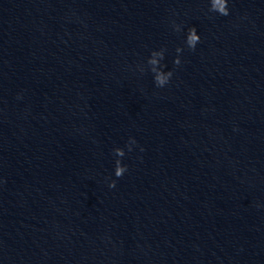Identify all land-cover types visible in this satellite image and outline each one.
I'll return each instance as SVG.
<instances>
[{"label":"water","instance_id":"95a60500","mask_svg":"<svg viewBox=\"0 0 264 264\" xmlns=\"http://www.w3.org/2000/svg\"><path fill=\"white\" fill-rule=\"evenodd\" d=\"M226 7L0 0V264H264V0Z\"/></svg>","mask_w":264,"mask_h":264},{"label":"clouds","instance_id":"9594fccd","mask_svg":"<svg viewBox=\"0 0 264 264\" xmlns=\"http://www.w3.org/2000/svg\"><path fill=\"white\" fill-rule=\"evenodd\" d=\"M226 2H227V0H217V3L219 4L220 13L222 15H225V16H227L229 14L228 8L226 7ZM199 41H200V36L198 35L196 28L194 26L190 27L188 29V33H187V37H186V43H187L188 47L190 49H195V46ZM174 63L176 65H179L180 60L176 59V60H174ZM168 75L171 76L172 73L169 72ZM156 82H157L158 86L162 87V86H164L166 79L158 76ZM141 151H143V149H141ZM123 171H124V169H118L116 175L118 177L121 176ZM110 187H115V182H113V184L110 185Z\"/></svg>","mask_w":264,"mask_h":264}]
</instances>
